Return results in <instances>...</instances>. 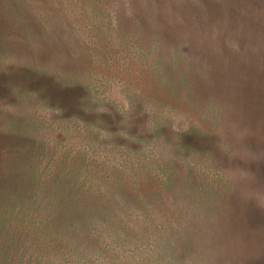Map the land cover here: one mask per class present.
<instances>
[{"label": "rangeland", "instance_id": "1", "mask_svg": "<svg viewBox=\"0 0 264 264\" xmlns=\"http://www.w3.org/2000/svg\"><path fill=\"white\" fill-rule=\"evenodd\" d=\"M0 264H264V0H0Z\"/></svg>", "mask_w": 264, "mask_h": 264}, {"label": "trees", "instance_id": "2", "mask_svg": "<svg viewBox=\"0 0 264 264\" xmlns=\"http://www.w3.org/2000/svg\"><path fill=\"white\" fill-rule=\"evenodd\" d=\"M91 230V229H90Z\"/></svg>", "mask_w": 264, "mask_h": 264}]
</instances>
